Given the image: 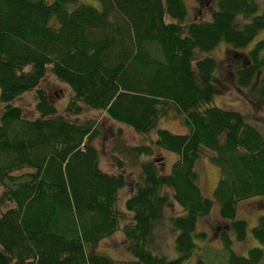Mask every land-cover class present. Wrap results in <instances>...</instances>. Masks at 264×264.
<instances>
[{"label":"trees","instance_id":"1","mask_svg":"<svg viewBox=\"0 0 264 264\" xmlns=\"http://www.w3.org/2000/svg\"><path fill=\"white\" fill-rule=\"evenodd\" d=\"M187 15L183 0H0V264H119L96 247L118 230L127 178L100 169L93 122L57 113L41 87L48 74L71 92L67 114L102 111L137 134L154 131L151 146L123 150L119 169L124 158L152 157V146L177 158L168 174L138 162L139 181L123 204L134 259L125 264L186 262L214 202L225 222L223 264L261 263L264 212L251 229L258 247L239 255L231 245L246 239L237 204L264 199V137L238 111L213 105L219 63L207 54L224 44L234 86L253 89L264 104V37L249 47L264 13L256 0H215L208 21ZM26 94L35 100L33 119L17 105ZM170 111L185 134L157 128ZM205 152L220 171L213 198L197 184ZM170 201L181 213L168 218L177 256L167 260L149 245Z\"/></svg>","mask_w":264,"mask_h":264},{"label":"rangeland","instance_id":"2","mask_svg":"<svg viewBox=\"0 0 264 264\" xmlns=\"http://www.w3.org/2000/svg\"><path fill=\"white\" fill-rule=\"evenodd\" d=\"M49 2L50 0H46ZM187 12V21H208L210 12L214 9L215 0H183ZM260 13H264V0H256ZM264 37V30L261 31L250 44ZM227 47L220 44L213 52L207 54L219 63L218 70L214 77L218 95L214 96L213 105L224 110L238 111L244 116L246 121L253 125L264 137V104L253 97V89H238L233 84L232 76L229 74L227 63L223 61ZM201 56V55H199ZM42 89L48 94L49 101L54 105L57 113L66 117L69 121L83 123L91 121L98 131L93 145L99 151V166L105 173H122L128 182V186L118 193L117 207L121 212L118 230L109 238L102 240L96 247V252L100 255L110 257L119 264L129 263L134 260L126 250V243L123 228L131 224V214L125 212L124 201L132 194V191L140 178L138 162L151 160L158 167L161 174H168L176 156L167 151L156 149L152 146V157L142 156L135 160L124 158V167L119 169L115 160L123 157L122 152L133 146H151L155 139L154 131L147 135L137 134L130 128L109 120L102 111H92L83 108L80 115L73 116L65 112L70 99L71 92L68 87L58 83L50 74L46 76L41 84ZM17 105L22 109L23 115L27 119L35 118V100L31 94H26L17 101ZM158 129L167 130L173 134H185L187 132L182 117L173 111L161 118L157 123ZM128 156V155H127ZM126 157V155H125ZM211 154L205 152L195 164L198 174V186L202 193L213 198V192L220 179V171L214 166L209 158ZM166 193L171 196L168 189H163L160 194ZM210 213L200 219L196 233L204 234V238H195L196 248L192 256L182 264H194L201 260L206 264H223L226 260V251L219 239V233L225 224L219 216V207L214 202ZM264 212V199L252 198L239 202L236 207V217L245 221L247 226L246 239L241 243L233 242L231 249L234 253L245 255L253 247H258L257 242L252 238L251 229L256 226L258 217ZM181 213V209L172 201L164 208L163 219L158 222L153 229L152 241L149 245L150 251L157 256H163L167 260L174 259L177 255L173 247L174 231L171 228L168 218ZM260 264H264V256Z\"/></svg>","mask_w":264,"mask_h":264}]
</instances>
